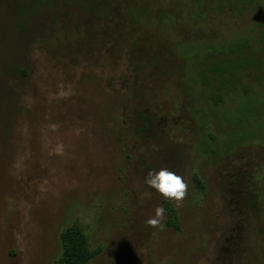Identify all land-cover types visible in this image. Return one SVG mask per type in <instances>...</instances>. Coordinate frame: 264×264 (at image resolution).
Wrapping results in <instances>:
<instances>
[{"label":"rangeland","instance_id":"rangeland-1","mask_svg":"<svg viewBox=\"0 0 264 264\" xmlns=\"http://www.w3.org/2000/svg\"><path fill=\"white\" fill-rule=\"evenodd\" d=\"M91 2L0 0V264H59L74 225L89 264H264V66L222 105L196 68L223 55L208 43L252 34L264 2L108 0L106 21ZM161 167L185 180L180 201L144 184Z\"/></svg>","mask_w":264,"mask_h":264},{"label":"trees","instance_id":"trees-1","mask_svg":"<svg viewBox=\"0 0 264 264\" xmlns=\"http://www.w3.org/2000/svg\"><path fill=\"white\" fill-rule=\"evenodd\" d=\"M92 10L96 16L102 17L104 21L110 17L107 13L108 0H91ZM198 6L205 7V1L194 0ZM213 7L223 13L225 9H231L238 15L249 14L254 9L261 8L264 0H211ZM188 6L182 7L181 10L188 11ZM134 21L142 25L151 15L143 9L133 13ZM252 27L246 30L247 35H238L231 38V43L221 45L217 49L214 43H208L205 46L206 51L215 53L219 51L223 54L214 61H207L200 67H196L203 79V84L208 86L210 97L214 103L222 105L225 95L231 90L236 91L238 86L243 83V75L252 68L262 69L264 66V17L255 19L251 23ZM206 44V43H205ZM204 50V51H205ZM187 55L199 53L198 46H189L185 49ZM200 54V53H199ZM198 65V64H197ZM200 65V64H199ZM244 92H248L244 89ZM196 182L200 187L202 181L196 176ZM175 211H170L169 224L177 221ZM176 225V223H175ZM63 252L59 264H89L93 257V252L88 245V238L85 230L80 225H74L65 228L62 232Z\"/></svg>","mask_w":264,"mask_h":264},{"label":"clouds","instance_id":"clouds-1","mask_svg":"<svg viewBox=\"0 0 264 264\" xmlns=\"http://www.w3.org/2000/svg\"><path fill=\"white\" fill-rule=\"evenodd\" d=\"M144 184L154 189L167 200L180 201L185 196L187 189V184L183 177L166 167H161L158 170L149 168L144 176ZM164 211L162 206H157L154 217L149 218L147 224L150 226L160 225Z\"/></svg>","mask_w":264,"mask_h":264}]
</instances>
